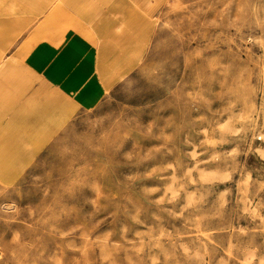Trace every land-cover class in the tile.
Listing matches in <instances>:
<instances>
[{
	"label": "rangeland",
	"instance_id": "374dc122",
	"mask_svg": "<svg viewBox=\"0 0 264 264\" xmlns=\"http://www.w3.org/2000/svg\"><path fill=\"white\" fill-rule=\"evenodd\" d=\"M74 1L106 88L2 84L0 264H264V0Z\"/></svg>",
	"mask_w": 264,
	"mask_h": 264
},
{
	"label": "crops",
	"instance_id": "0c3cea01",
	"mask_svg": "<svg viewBox=\"0 0 264 264\" xmlns=\"http://www.w3.org/2000/svg\"><path fill=\"white\" fill-rule=\"evenodd\" d=\"M5 2L6 0H0V3ZM65 2L69 6L68 9H63L62 33L74 36L66 40L59 39L61 36L59 18V27L56 23L45 27L44 22L37 26L33 25L34 19H41L50 12L52 7L49 6V2L45 4L43 0H24V14L20 17L23 21L20 25L13 23L12 17L0 18V30L14 27L25 34L22 39L15 38L18 39L17 41L10 38L8 43L0 42V51L16 50L23 55L21 58H24H19L15 52L14 56L9 55L0 60V89L2 84L3 88H6L4 84H10L9 91L19 90L18 92L22 93L19 97L26 102L34 93H38V90L43 93L45 88L56 89L57 96L61 98L64 95L60 93L62 91L66 93L75 82L82 83L88 93L97 86L100 89L106 88L101 81L98 51L94 50V46L85 35L93 30L96 33L103 28L106 31L112 26L113 10L105 7L97 9L96 5H89L88 11L82 12L74 0H65ZM57 10L60 11V8ZM52 18L50 14V19ZM7 22L9 26L5 25ZM34 39L36 42H33ZM56 41H61L58 50L54 48ZM99 77L101 85L98 83ZM40 86L42 89L39 88Z\"/></svg>",
	"mask_w": 264,
	"mask_h": 264
}]
</instances>
